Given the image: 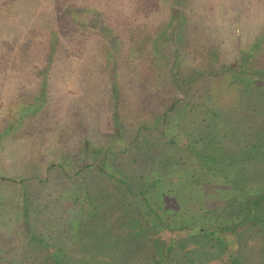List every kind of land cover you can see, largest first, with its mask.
I'll use <instances>...</instances> for the list:
<instances>
[{
    "label": "rangeland",
    "instance_id": "374dc122",
    "mask_svg": "<svg viewBox=\"0 0 264 264\" xmlns=\"http://www.w3.org/2000/svg\"><path fill=\"white\" fill-rule=\"evenodd\" d=\"M256 39L255 57L262 59L264 0H0L1 264L31 253L29 232L42 233L70 256L86 253L83 239L117 242V234L103 233L113 203L107 192L129 177L132 189L158 201L153 212L164 222L136 240L144 257L185 240L182 264H264V212L245 210L264 194V88L218 90L213 79L247 57ZM178 56L188 78L197 69L215 72L195 83L224 105L215 132L222 144L206 154L212 172L199 167L207 165L197 159L203 136L196 134L200 145L188 149L185 135L174 137L179 122L169 124L179 92L170 75L179 69ZM250 63L254 70L256 61ZM178 112L188 117L181 122L186 134L201 132L190 123L200 112L184 106ZM97 198L100 228L80 231L75 225L90 220ZM129 199L127 211L141 209ZM247 216L250 222L235 233ZM195 225L230 230L213 248ZM123 226L127 237L139 236L133 221Z\"/></svg>",
    "mask_w": 264,
    "mask_h": 264
},
{
    "label": "trees",
    "instance_id": "16d2710c",
    "mask_svg": "<svg viewBox=\"0 0 264 264\" xmlns=\"http://www.w3.org/2000/svg\"><path fill=\"white\" fill-rule=\"evenodd\" d=\"M76 11L80 12V10L77 9ZM78 18L79 16H77L76 21H78ZM201 18H202V14H201ZM184 21L187 20L184 19ZM182 38H185V35H182ZM171 39H172V35H171ZM258 46L260 47V44L258 43V39H256V41L249 46L250 50L248 52L247 57L240 59L239 64H233L229 66V68L226 67L227 69L224 71V73L218 75V76H223L222 78L225 80V83H223L224 80L223 81L220 80L222 79L221 77L218 76L213 77V79H216L215 81L218 84V88H217L218 90L222 89L225 85L227 86L228 89L235 88L236 91H240L243 88L248 89L246 92L248 91L254 92L255 90L257 91L258 89L264 88V73L262 72L264 70V67L261 66L260 64V63H264V61L262 60L264 59V57H262L261 55H259L258 57H262V59L255 57V52L259 50ZM180 53H183V51H180ZM182 56L185 57V54L181 55V57ZM179 58L180 57L178 56L177 59L178 62L176 61L179 69L176 72L171 71L170 73L173 79L172 80L173 85L176 86V89L177 91L179 90V92H177L176 95L173 96L172 103L169 107L170 108L168 111L169 114L175 115L174 117H172V119L170 120L171 123L169 124L172 127L174 119H176L179 122L180 128H177V132L175 133L174 137L176 138V137H180L181 135H185L189 142L188 149H191V144L194 145V148L197 147L196 145H200L197 143L195 145V142L193 141V139L197 136L196 134L200 135L201 138L203 136L202 139H199L198 143L203 144L204 154L198 156L197 159L200 160L201 163L207 164L205 166H199L203 172L205 173H207V171L212 172L214 171L212 168L214 162L206 154L209 152L208 149H211L212 146L216 147V145L222 144L221 139L218 138L215 132H216V128L219 126V120L221 119V109L223 108L224 105L217 96H213V93L212 95H210L206 90L200 92L199 90L202 88L199 86L196 88L195 83L198 82L201 78H207L208 75L210 77L214 76L215 72L213 71L210 74L206 75V71L203 72V69L201 71L197 69L195 71L194 76L188 78L185 75H183V73H186L187 69L182 70L183 67L186 65V63L185 62L180 63ZM252 61H256L257 63L256 64L257 67L254 70H252L253 63H250ZM248 63H250L249 66H247ZM180 67L182 68L181 70ZM231 75H233V77ZM256 75L263 76V78H261V80L260 79L255 80ZM212 84L216 86L215 83ZM182 106L193 112H200L201 115L198 117V119L190 123L192 130L198 129L200 125L202 127L201 132H199L198 129V133L188 131V133L186 134L185 131L181 129V122H184L186 120L188 121V117L186 114L178 112L179 109L181 110ZM167 115L168 113L166 112V116L163 119L164 123L168 122ZM117 118L119 117L117 116ZM159 122L160 121H155V124ZM171 127H170V131L172 130ZM160 129L161 128L154 130L158 131ZM167 129L169 130V128ZM150 130L153 129L151 128ZM119 132H121V129L119 130ZM161 134L162 133H160V135ZM172 145L175 146L176 143L173 142ZM193 151H195V149ZM193 151L190 153L188 158L186 157L187 159H191L194 153ZM186 158H183V160H185ZM220 159L218 161H220ZM222 161L231 163L228 162L227 159L225 160L223 159ZM113 178H115V176H113ZM131 179L132 177H129L126 180H124L123 182L120 183L121 186L119 187H118L119 179L116 180L117 183L116 186H114L116 191L107 192L108 196H111L113 198V203H112V208L109 209L107 213L108 218H110L109 223L105 224V230H103L104 232L102 230H100V232H103L106 235L117 234V240H118L117 242L112 237H107V238L96 237L95 240L92 238L83 239L84 242L83 247L86 248L87 250L86 253H82L81 256L74 254L70 256V254L66 252L65 248H62L59 244L55 243V241L47 239V236L43 235L42 233L34 234L29 232L28 235H30L31 237H29L27 242L29 243L28 248L32 250L31 253L29 255H26L23 259H18L14 256H11L13 259H9V262H6L4 264H155V263L165 264V262H168L166 264H182V261H180L179 258V254L186 253L187 250H183L181 252V249H179V247L184 249L187 246V242H185V240H182L181 243L179 242L178 245L175 241L173 242V244H171L172 242L168 243V246L165 247L164 254L161 256L160 255H156L152 257L143 256L142 252L145 246L144 244L136 243V240L141 238H146L145 236H147V233L152 234L151 233L152 230L156 231V229L158 228L159 230H161L162 227L161 222L163 221L160 217V214H155L153 212L154 210L153 205L155 204V202L158 201H152V199L151 201H149L146 198V195L147 194L150 195V192L145 191V189L143 188H140L138 190L132 189L128 184ZM145 180H146L145 177H140V181H145ZM193 182H195L194 183L195 185H200L201 183L198 180L197 176L193 177ZM162 196H164V199H166V193H164ZM86 197H88L87 194ZM130 197H133L134 201L137 199L139 203H141V209H135L134 212L127 211L126 208L130 207V204L132 203V200L129 199ZM99 199L100 198H97L96 201L93 200V202H95L96 204V207L91 209L93 210L92 213H89L90 220L87 219L89 221L86 222L82 221L81 223L75 225V227H78L80 231H84L85 233H88L89 229L100 228L99 224H97L96 226V224L94 223L95 219L100 217ZM116 199L117 201H115ZM150 202L152 203V205ZM90 206H93V204H91ZM263 209H264V194L257 199L249 201L246 205L245 210H247V212L258 211V210L264 212ZM136 213H138V216H135ZM154 215H156L157 217H154ZM187 216H190V212H187L186 217ZM115 217L116 219H114ZM262 217L264 219V215H262ZM157 220H159V222L155 223ZM131 221H133L134 226L136 227L138 226V228L140 229L139 236L136 237L133 236L132 238L126 236V233L129 230H127V228L124 230V226H123L130 223ZM180 221L184 222V220H180ZM246 222H250L249 216H247V219L245 221H241V222L238 221L234 225V228L231 229L236 233L238 229H240V227L244 225ZM28 226L29 229L31 230L32 226L30 224H28ZM190 226L193 225H186L187 228H191ZM194 227H197V228H192L195 230L196 232L195 234H198L197 236L203 238L204 240L206 239L205 242L213 248L217 247L216 245L218 244V242L220 241L222 242L224 240L223 237L219 236L220 233H225V232L229 233L228 231L230 230L229 227L221 228L220 226L217 227L215 226L212 230H207V229L202 230L200 229L201 227L199 225H195ZM142 230L145 232V235L143 234L144 236L141 234ZM176 231L177 230L173 229L170 231V233L174 234ZM176 237L177 236H175V238ZM156 239L157 241H161L160 236H158ZM163 242L166 245V242L165 241ZM175 243L176 245H174ZM219 245L221 249H223L220 243ZM163 249L161 247L158 254H160V252L163 253ZM39 255H41L42 257H39ZM4 256L7 257L6 254ZM1 263L2 262H0V264Z\"/></svg>",
    "mask_w": 264,
    "mask_h": 264
}]
</instances>
